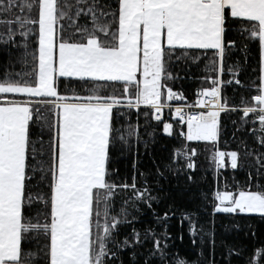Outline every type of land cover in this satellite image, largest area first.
Instances as JSON below:
<instances>
[{"label": "snow or ice", "instance_id": "1", "mask_svg": "<svg viewBox=\"0 0 264 264\" xmlns=\"http://www.w3.org/2000/svg\"><path fill=\"white\" fill-rule=\"evenodd\" d=\"M233 30L260 52L259 82L248 86L255 93L239 105L223 95L233 79L241 85L239 65L227 68L233 79L221 78L237 46ZM0 44L21 49L15 59L9 49L0 72V264H116L120 249L143 244L149 232L154 249L145 264L168 255L152 229L143 239L135 228L132 239H118L129 207L139 211L140 202L151 207L155 199L149 187H137L135 174L118 182L113 166L116 153L140 140L142 106L165 133L174 131L163 119L167 108L186 141L211 143L217 179L221 169L240 168L242 155L219 148L221 114L242 111L241 126L258 124L251 133L261 151L245 144L243 152L254 156L255 175L243 185L225 178L213 208L264 217V0H0ZM202 59L208 86L192 103H170L187 99L170 84L179 78L173 63ZM175 152L195 169L196 148L182 144ZM120 193L128 195L117 212ZM262 259L264 247L248 264ZM173 264L189 261L174 256Z\"/></svg>", "mask_w": 264, "mask_h": 264}, {"label": "trees", "instance_id": "2", "mask_svg": "<svg viewBox=\"0 0 264 264\" xmlns=\"http://www.w3.org/2000/svg\"><path fill=\"white\" fill-rule=\"evenodd\" d=\"M229 35L236 39L237 46L226 56V71L221 78L225 81L233 79L227 68L239 65V68L235 69L236 78L242 83L237 85L233 79L232 84H225L223 95L229 98L230 104L239 105L241 96L248 97L255 93V90L248 86L254 80L259 82L260 52L257 42L247 40L235 30ZM244 44L248 45L246 49ZM9 49L13 59L21 51L11 45L0 44V72L4 71L3 66L9 59ZM206 62L202 59L200 63H193L191 60L173 63L170 70L179 78L170 81V84L174 90L183 92L187 99H175L170 103L189 104L197 99L199 89L208 86L202 80ZM144 111L147 109L142 106L139 113V142L133 138L131 151L126 150L123 155L116 153L113 166L119 169L118 182L125 179L130 183L131 177L135 174L137 187H149L150 195L155 199L151 201V207L148 203L140 202L139 211L129 207L130 223L120 225L118 239L123 241L126 236L132 239L133 228L141 233L142 239L148 229L154 230L156 236L161 238L162 247L168 255L161 260L157 253L150 257L151 264H173L174 256L187 259L189 264H248L250 259H255V249L264 247V217L258 214L215 212L213 205L216 201L213 192L217 188L224 190L225 178L229 185L233 184V178L243 185L249 179V172L255 175L254 156H244L243 152L245 144L248 145L250 152L261 151L251 133V128L258 127V124L241 126L242 111L221 114L219 148L226 152L237 150L242 155L240 168L221 169V175L217 179L211 162L214 151L211 143L186 141L181 137L178 134L179 125L175 124L177 118L169 109L163 111V119L174 124L171 135L165 133L163 124L155 121L151 115L145 117ZM127 119L125 117V120ZM131 122L134 124L137 122L135 114L132 115ZM182 144L197 149L193 156L195 169H188L186 158L183 155H176L175 150ZM168 164H171V167H165ZM142 174H147V185ZM127 195L126 193L117 195L115 201L117 212L121 206L120 201L126 199ZM165 212L168 213L166 220L163 219ZM133 216L136 219H133ZM192 224L196 225L195 234L191 231ZM153 249L152 233L149 232L148 239H145L143 244L120 249L116 264H120V260L124 264H145V258ZM133 252L137 254L135 259ZM261 264H264V259Z\"/></svg>", "mask_w": 264, "mask_h": 264}, {"label": "built area", "instance_id": "3", "mask_svg": "<svg viewBox=\"0 0 264 264\" xmlns=\"http://www.w3.org/2000/svg\"><path fill=\"white\" fill-rule=\"evenodd\" d=\"M178 104V103H177ZM180 104V103H179ZM183 104H185V103H183ZM165 109H167V108H165ZM164 109V110H165ZM186 111H187V109H186ZM172 114H173V116L175 117V115H174V110L172 111ZM175 118H177V117H175Z\"/></svg>", "mask_w": 264, "mask_h": 264}]
</instances>
